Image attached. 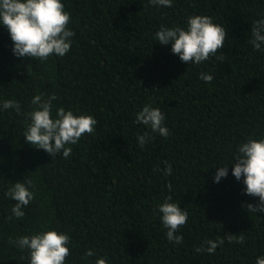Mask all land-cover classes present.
<instances>
[{
  "label": "trees",
  "instance_id": "obj_1",
  "mask_svg": "<svg viewBox=\"0 0 264 264\" xmlns=\"http://www.w3.org/2000/svg\"><path fill=\"white\" fill-rule=\"evenodd\" d=\"M61 2L75 33L62 57L15 56L0 24V105L11 99L22 109L0 110V264H29L27 250L10 240L50 228L71 238L66 264L100 257L108 264H256L264 255V213L243 206L259 198L244 192V178L236 180L230 163L238 145L264 138V51L250 43L264 0H172V7L150 0ZM192 15H208L228 31L220 50L225 61L187 64L171 44L155 40L161 25L186 28ZM202 72L214 79L201 80ZM39 93L56 95L53 116L64 107L97 120L92 134L68 145L67 158H51L25 141L26 114ZM145 104L165 114L166 138L134 123ZM145 132L152 138L140 147L137 137ZM222 165L228 175L214 182ZM28 179L34 199L17 219L5 192ZM169 195L189 213L178 232L182 244L167 240L158 211ZM228 233L245 243L225 240L214 253L195 251ZM89 249L92 257L85 256Z\"/></svg>",
  "mask_w": 264,
  "mask_h": 264
},
{
  "label": "clouds",
  "instance_id": "obj_2",
  "mask_svg": "<svg viewBox=\"0 0 264 264\" xmlns=\"http://www.w3.org/2000/svg\"><path fill=\"white\" fill-rule=\"evenodd\" d=\"M153 6L172 7V0H150ZM71 14L65 10L61 0H0V24L7 27L13 42L12 52L17 57L33 58L40 61L50 56H64L71 49V37L74 31L68 28ZM228 31L219 23H214L208 15H192L187 20V27L161 25L155 33V40L161 45L171 44V51L187 64H201L215 57L223 62L226 56L220 51L224 48ZM250 43L254 50L264 51V18L256 20L251 25ZM222 53V54H218ZM199 78L210 83L214 77L211 74L200 73ZM55 94L39 93L33 96V110L28 112V123L23 136L25 141L37 149H43L51 158L62 153L67 158L72 154L68 145L76 144L84 134H92L97 125L96 118L91 114L76 115L71 109L64 107L56 109L52 115ZM14 109L21 114L18 101L5 100L0 110ZM165 114L158 108L145 104L135 115L134 123L147 126L151 133L167 137L169 129L164 124ZM152 137L145 132L137 137L140 147H144ZM232 175L237 181L243 176L247 195L258 197L257 203L243 205L249 213H264V138H249L238 145V152L230 164ZM229 165V164H228ZM228 165L216 166L214 182H219L228 175ZM170 175L172 166L168 164L163 170ZM35 185L31 179L26 182L17 181L5 192V196L15 201L12 215L23 218L27 207L34 199ZM171 190V185H168ZM161 222L167 229L165 235L169 242L183 243V235L178 234L188 220V211L180 204L172 202V196H167L158 207ZM11 219V217H9ZM225 240L229 244H244L245 237L241 234H226L218 240H207L196 252L214 253ZM20 250H27L29 264H66L71 255L68 245L71 238L66 232L57 229L41 230L32 235H22L10 240ZM94 251L86 250L85 256L92 257ZM23 259V257H22ZM93 264H108L106 257L97 258ZM256 264H264V255L256 258Z\"/></svg>",
  "mask_w": 264,
  "mask_h": 264
}]
</instances>
